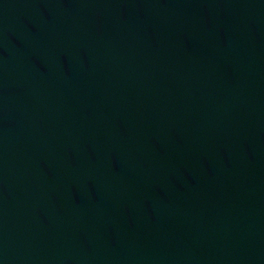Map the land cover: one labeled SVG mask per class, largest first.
Masks as SVG:
<instances>
[{"label": "water", "instance_id": "obj_1", "mask_svg": "<svg viewBox=\"0 0 264 264\" xmlns=\"http://www.w3.org/2000/svg\"><path fill=\"white\" fill-rule=\"evenodd\" d=\"M0 264H264V0H0Z\"/></svg>", "mask_w": 264, "mask_h": 264}]
</instances>
